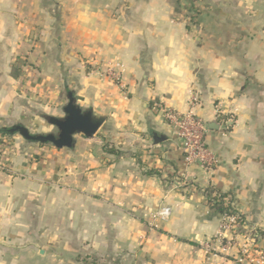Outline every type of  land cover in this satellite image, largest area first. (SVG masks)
<instances>
[{
  "label": "crops",
  "instance_id": "1",
  "mask_svg": "<svg viewBox=\"0 0 264 264\" xmlns=\"http://www.w3.org/2000/svg\"><path fill=\"white\" fill-rule=\"evenodd\" d=\"M69 93L106 119L95 137L0 134V264H264L225 248L207 202L228 195L264 255V0H0V129L44 128ZM155 104L205 122L211 168Z\"/></svg>",
  "mask_w": 264,
  "mask_h": 264
},
{
  "label": "built area",
  "instance_id": "2",
  "mask_svg": "<svg viewBox=\"0 0 264 264\" xmlns=\"http://www.w3.org/2000/svg\"><path fill=\"white\" fill-rule=\"evenodd\" d=\"M108 76L113 80L119 81L123 71H118L109 67L106 71ZM157 112L161 113L164 119L175 129L178 139L181 142V150L183 153L185 164L188 166L198 165L201 167L211 168L216 163L215 156L208 149L205 142V136L209 129L205 122L198 118L192 111L184 114H179L174 111L165 109L159 104H155L153 107ZM171 216L170 208H162L152 218L159 221H166ZM239 216H225L220 228L219 238L223 240V236L226 233L231 234L230 239L223 240L225 248H232L235 246L237 236H235L236 230L239 228ZM255 239H246L243 242V251L245 256L249 257V249L254 246ZM263 256V255H262ZM252 258V257H251ZM262 260H258L260 263L264 262V256ZM254 259V257H253ZM253 261V260H252ZM258 263V262H257Z\"/></svg>",
  "mask_w": 264,
  "mask_h": 264
},
{
  "label": "water",
  "instance_id": "3",
  "mask_svg": "<svg viewBox=\"0 0 264 264\" xmlns=\"http://www.w3.org/2000/svg\"><path fill=\"white\" fill-rule=\"evenodd\" d=\"M64 117H49L47 122L56 127L57 134H36L33 135L25 127L14 126V129L19 131V134L27 141L36 142L39 144H51L56 149H69L74 145L75 135H83L87 138H93L101 129L106 119L98 116L91 110L81 109L75 101L72 93L68 94V103L63 108ZM156 143L160 139L154 138Z\"/></svg>",
  "mask_w": 264,
  "mask_h": 264
},
{
  "label": "rangeland",
  "instance_id": "4",
  "mask_svg": "<svg viewBox=\"0 0 264 264\" xmlns=\"http://www.w3.org/2000/svg\"><path fill=\"white\" fill-rule=\"evenodd\" d=\"M107 69L108 68H105L104 69V71H99L102 75H106L107 74V76H108V73L106 72L107 71ZM108 77H110V76H108ZM64 114V113H63ZM41 122L44 124V128H38V127H35V126H32V125H30L29 126V128L28 127H26L23 123H25V121H23V123L22 122H19L18 124H14L13 126H16V125H23V126H25L26 128H28L29 129V131H30V133L31 134H33V135H36V134H43V135H47V134H57L58 133V130H57V128L56 127H54V126H52V125H50L48 122H47V120L46 119H43V120H41ZM12 127V126H11ZM13 137H16V138H18V139H20L21 141H25L26 143H31V144H34V145H36V146H39V147H48V148H54V149H56L53 145H51V144H39V143H36V142H31V141H27V140H25L20 134H16V135H14V136H12V137H10V138H2L1 139V143H2V145L3 146H7V147H9L10 145H11V143H10V141H9V139H12L13 140ZM4 140H5V142H4ZM14 141V140H13ZM12 141V142H13ZM13 144V143H12ZM13 146V145H12ZM243 227H244V223H243V226H242V228L241 229H243ZM239 229H240V226H239V228L236 230V232L235 233H237L238 231H239ZM220 233V232H219ZM253 232L252 231H250V235H246L245 236V234H244V236L242 237V240H240V242H236L235 244L236 245H238V244H240V248H239V245H238V251L240 250V254L241 255H244L245 253H243V251L244 250H246V248H243V242L245 241L246 242V239L248 238V239H253L255 236L252 234ZM239 234H240V231H239ZM242 235V234H241ZM36 236H35V234L34 233H32V232H27V231H25V232H20V234L18 235V237H15L16 239H19V241H30V240H33L34 238H35ZM42 237V236H41ZM218 237H219V235H218ZM255 239V238H254ZM223 240L225 241V239L223 238ZM222 240V241H223ZM25 246V245H24ZM25 247H23V245H21V248L19 249L20 251L22 250V249H24ZM18 249V248H17ZM247 249H249V257H252V259H253V257L255 258V259H258V260H262V258L261 257H263L264 255L263 254H258V253H256V249L254 248V246L252 245L250 248H247ZM263 255V256H262ZM245 256V255H244ZM248 257V256H247ZM77 262H78V264H97L98 263V259L97 258H95V257H87V258H85V259H82V257L81 256H79V257H77Z\"/></svg>",
  "mask_w": 264,
  "mask_h": 264
},
{
  "label": "trees",
  "instance_id": "5",
  "mask_svg": "<svg viewBox=\"0 0 264 264\" xmlns=\"http://www.w3.org/2000/svg\"><path fill=\"white\" fill-rule=\"evenodd\" d=\"M16 126L21 127V128L24 127L22 125H16ZM0 134L3 137L10 138L16 134H19V131L15 130L14 127H9V128L4 127V128L0 129ZM108 147H109V145L105 146L107 151L109 153L114 154L115 150L109 149ZM150 174L153 175V174H157V173L150 172ZM207 202H208L209 208L213 212L221 214L224 217L225 216L238 215L239 216L238 223L240 226L239 231L241 232V230H242L241 228L243 226V217L241 215H239L238 212L235 210V208L232 206V201L230 199H228V195L219 193L213 189H209V190H207ZM256 233L258 234V236H264V232H262V231H256ZM254 238H256V236Z\"/></svg>",
  "mask_w": 264,
  "mask_h": 264
}]
</instances>
